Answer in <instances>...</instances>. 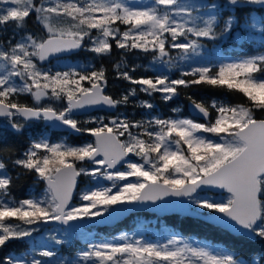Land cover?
I'll list each match as a JSON object with an SVG mask.
<instances>
[{"label": "snow or ice", "instance_id": "obj_1", "mask_svg": "<svg viewBox=\"0 0 264 264\" xmlns=\"http://www.w3.org/2000/svg\"><path fill=\"white\" fill-rule=\"evenodd\" d=\"M238 12L247 17L243 23ZM261 13L264 0H0V121L16 134L44 121L92 137L76 145L40 135L18 155L0 149V248L10 241L26 245L0 264H264V252L244 255L175 232L153 242L135 233L97 239L84 231L177 197L187 214L238 240L264 241ZM31 17L37 32L26 30ZM236 29L259 33L260 50L194 60L204 58L205 42L227 40ZM114 47L122 56H151L154 68H179V75L136 76L139 66L121 60L114 65L116 77L130 87L114 96L107 92L102 64L62 59L81 49L97 58L110 56ZM198 86L238 92L248 103L186 96L201 122L181 117L179 108L171 110L174 116L152 114L151 99H135L140 93L160 94L169 102L181 89ZM22 95L33 102H21ZM129 104L145 115L137 120L117 111ZM97 110L116 114H91ZM10 168L18 170L15 175ZM26 174L42 183L43 191L17 198L13 188ZM49 224L60 227L45 230L29 248ZM76 233L84 246L63 255Z\"/></svg>", "mask_w": 264, "mask_h": 264}, {"label": "trees", "instance_id": "obj_2", "mask_svg": "<svg viewBox=\"0 0 264 264\" xmlns=\"http://www.w3.org/2000/svg\"><path fill=\"white\" fill-rule=\"evenodd\" d=\"M264 14V13H261ZM227 15V12H225ZM237 15L240 17V22L243 23L247 17L244 13L238 12ZM26 30H30L33 32L39 31V26L35 23V18L31 17L27 21ZM12 26L9 25V34H11ZM260 34L251 31H240L239 29L234 30L233 36L227 39V42L221 45L222 52L228 51L230 52V56H235L240 54L241 50L248 52L250 54L259 51L260 44ZM227 46H229L227 48ZM74 58H81L82 61H86V63H91L95 65L97 68L102 64L106 71V75L108 77V81L110 83L108 87V93L119 96L122 91L126 90V86L129 85L128 82L120 80L118 84L113 83L112 81L116 79V71L114 69V65L123 60L128 65H137L136 72L134 75H155L156 72H153L151 69L150 59L151 56H145L142 53L135 52L129 53L127 55L122 56L121 50L113 48V52L110 56H105L101 58H97L93 53L86 51L85 49L81 50L78 54L73 56ZM52 63V62H50ZM148 69L145 71V69ZM161 72V71H160ZM179 68L173 72H171V77L176 78L179 75ZM123 87V88H122ZM122 88V89H121ZM122 90V91H120ZM120 92V94H119ZM206 95L204 96V94ZM191 95L197 99H212L216 98L218 100L223 101L229 105L236 104H245L247 105V98L242 94L234 91H229L226 88H212L207 86H198L193 87L188 90L181 89L180 94L169 102H164L160 96V94H154L153 97L148 98L143 93H140L135 99H151L152 103L155 105V108L152 110V114H161L162 116H171L176 115L171 110L173 108H181L180 113L178 115L187 116L189 115L187 109V98L186 96ZM19 100L23 103L31 104L32 98L31 96L22 95L19 97ZM121 109H124L126 115L130 119H141L143 115H145V110L139 107H135L133 104H129L127 106H121ZM120 109V110H121ZM121 112V111H120ZM40 135H47L52 142L60 141L62 139H67V141L71 144H78V137L72 134H66V132H58L51 129L48 126H45L42 122L34 123L28 125L21 134L13 133L6 126L0 125V149L2 148H11L18 155L22 152L28 145L30 139L34 137H38ZM9 171L15 175V169H9ZM85 182V179L81 181V184ZM43 184L35 181V178L31 174L22 175L15 184L13 188V194L17 198H25L31 194L40 195L43 191ZM34 189V191H32ZM77 199V198H76ZM147 216H153L152 214H146ZM158 226H168L171 227L177 233H180L185 236L197 237L200 239H204L210 241L215 244H222L226 249H235L238 252L242 250L244 255H247L249 252L262 253L264 252V241L260 240H252V241H243L238 240L235 236L227 233L216 226H213L209 223H206L203 220L192 218V217H184L180 215H168L162 218H158ZM162 223V224H161ZM129 219L125 220L121 226L110 229L107 227L97 228L96 230V238H100L102 236L111 235L113 232L117 231L121 228H130ZM48 229L43 226V229ZM35 241L28 242L27 246L30 248ZM25 242L22 241H10L8 244L2 248H0V259L7 256L9 253L11 254H20L22 249L25 248ZM84 246V242L80 241L79 237H76L75 240L72 241L71 244L65 246L62 249L63 255L73 254L78 251L81 247Z\"/></svg>", "mask_w": 264, "mask_h": 264}, {"label": "rangeland", "instance_id": "obj_3", "mask_svg": "<svg viewBox=\"0 0 264 264\" xmlns=\"http://www.w3.org/2000/svg\"><path fill=\"white\" fill-rule=\"evenodd\" d=\"M121 27L123 28V26H121ZM225 42H227V40L217 41L215 43H213V42H205V56H204V58L203 59L194 58V60H197L199 62H203L204 59H212L214 57L231 58L232 56H230V52H228V51L222 52L221 45L223 43H225ZM228 47L229 46H227V48ZM172 54H173V56H175L177 53H176L175 50H173ZM62 59H66L68 63H74V64H84V63H86V61H82V59L78 58V57L77 58L68 57V58H62ZM150 63H151V66H152L151 67L152 71L156 72V73L161 71V72H166V74L171 75V72H173V71L178 69V68H175V67L171 68V69H167V70L164 67L154 68L153 65H152L151 59H150ZM51 64H56V61L53 60ZM61 66L62 65H57V67H61ZM112 82L115 83V84H118L120 82V79H118L116 77V79L113 80ZM108 87H109V85H108ZM129 87H130V85H127L125 88L128 89ZM120 91H122V90H120ZM119 94H120V92H119ZM205 95H206V93L204 94V96ZM179 109L181 110V108H179ZM120 111L124 112V114L126 115L124 109H121ZM98 112H100V111H98ZM92 115H104V114L103 113H94V114L92 113ZM171 116H174V115H171ZM181 117L192 118L190 115L181 116ZM83 118H86V115H85V117H81V119H83ZM192 119L199 120V119H196V118H192ZM200 121L203 122L202 120H200ZM31 124H34V123L31 122L29 125H31ZM0 125L4 126L2 121H0ZM76 137H78L77 141L79 142L76 145H80V144H83L85 142L91 141L90 135H88V134H84V135L80 134L79 136H76ZM81 137L83 138V140L79 141ZM62 140H65V139H62ZM62 140H60V141H62ZM60 141H56V142H60ZM132 159H137V158L132 157ZM86 184H87V178H85V182L82 183L80 185V187L83 188L84 186H86ZM32 191H34V189ZM77 200H78V195H77ZM158 223H160V221H158V217L155 216V215L147 216L146 214H143V213L142 214H136V215H133L129 219V224L131 225L130 228H121V229H118L117 231L113 232L111 235L102 236V237L97 238V239H112L113 237L119 236L121 233H128L129 235H132L133 233H135L136 237H139L140 235H143L146 239H148L150 241H153V242H155V241L164 242L168 238V235L170 233H173V232L177 233L171 227L158 226ZM44 227H46L48 229H56L59 226H51V227L44 226ZM45 230H47V229H44V230L41 231V233L37 234V241H35V243L38 242L40 236H43L45 234ZM84 231L85 232H91V234L94 237H96L95 236L96 235L95 234L96 233L95 229H84ZM76 237L80 238L79 233L75 234L73 240H75ZM186 237H188L192 241H197V242H199V241H207V240L200 239V238H197V237H190V236H186ZM80 241H83V240L80 238ZM207 242H209L211 244H214L216 247L225 248V246H223L222 244H215V243H212L210 241H207ZM35 243H33L32 246Z\"/></svg>", "mask_w": 264, "mask_h": 264}, {"label": "water", "instance_id": "obj_4", "mask_svg": "<svg viewBox=\"0 0 264 264\" xmlns=\"http://www.w3.org/2000/svg\"><path fill=\"white\" fill-rule=\"evenodd\" d=\"M81 50H79L78 52L74 53L73 55L78 54ZM187 109H188L189 115L192 118H196V119H199V120L203 121L202 117H200V116H198V115L193 113V111H192V109L190 107L189 101H187ZM98 111H102V112H105V113L111 114V115L115 114V112L105 111V110H97V111H94L92 113H95V112H98ZM84 115H88V114L85 113V114H83L81 116H84ZM37 122H40V121H33V123H37ZM42 122L44 123L45 126H49L46 122H44V121H42ZM52 129L55 130V131H58V132H68V133H70V134H72L74 136H79L80 135V134L71 132V131H69L66 128H52ZM165 200H166V202L159 204V207H154V206H151V205L137 207L133 211L124 213L122 215H117L114 218L109 219V220H107L104 223H96V224H94V225H92V226H90L89 228H86V229H91V228H94V227H97V228L107 227V228L113 229V228L121 226L122 223L125 220L129 219L133 215L140 214V213L153 214V215H156V216H158L160 218L168 216V215H180V216H184V217L196 218V217H194L192 215L187 214L184 211V203H183L181 198L171 197V198H165ZM196 219L203 220L202 218H196ZM46 226L51 227V226H58V225L49 224V225H46Z\"/></svg>", "mask_w": 264, "mask_h": 264}, {"label": "flooded vegetation", "instance_id": "obj_5", "mask_svg": "<svg viewBox=\"0 0 264 264\" xmlns=\"http://www.w3.org/2000/svg\"><path fill=\"white\" fill-rule=\"evenodd\" d=\"M108 85H110V83H108ZM120 107L118 108V112L119 113H122V114H124V112H120ZM95 113H103L104 115H111V114H107V113H105V112H102V111H100V112H95ZM126 113V112H125ZM94 114V113H93ZM81 117H85V115L84 116H80L79 118H81ZM48 127H50V126H48ZM51 128V127H50ZM52 129V128H51ZM67 134V133H66ZM69 134V133H68ZM82 135H84V134H82ZM90 139L92 140V137L90 136ZM81 140H83V138L81 137L80 138V140L79 141H81Z\"/></svg>", "mask_w": 264, "mask_h": 264}]
</instances>
